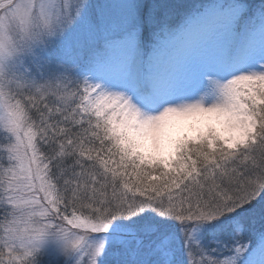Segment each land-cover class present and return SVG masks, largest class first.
I'll return each instance as SVG.
<instances>
[{
	"label": "snow or ice",
	"instance_id": "obj_1",
	"mask_svg": "<svg viewBox=\"0 0 264 264\" xmlns=\"http://www.w3.org/2000/svg\"><path fill=\"white\" fill-rule=\"evenodd\" d=\"M0 264H264V0H0Z\"/></svg>",
	"mask_w": 264,
	"mask_h": 264
}]
</instances>
